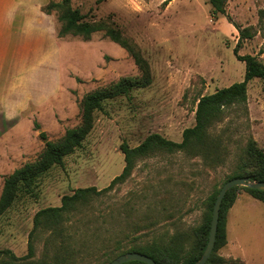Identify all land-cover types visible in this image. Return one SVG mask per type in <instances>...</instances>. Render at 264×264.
<instances>
[{"label":"rangeland","instance_id":"rangeland-1","mask_svg":"<svg viewBox=\"0 0 264 264\" xmlns=\"http://www.w3.org/2000/svg\"><path fill=\"white\" fill-rule=\"evenodd\" d=\"M72 6L86 20L114 22L148 60L152 84L105 101L103 110L95 113L92 131L64 158L63 166H54L21 189L0 217V251L10 250L17 257L27 254L38 211L59 207L64 196L79 188L102 190L122 173L123 143L136 147L155 133L181 142L184 130L195 125L201 96L244 80L246 64L234 53L239 40L235 25L251 27L255 34L242 43L239 54L253 55L264 64V0H226V13L216 16L209 0H72ZM57 47L62 85L52 102L15 127L0 122V197L5 178L37 161L44 151L41 130L50 140L60 139L80 124L86 94L124 77L141 76L128 52L104 32L89 40L69 36ZM212 134L221 140V160L182 152L139 160L125 183L70 217L66 224L74 238L68 244L39 234L33 263L103 264L105 252L114 249L116 241L128 248L157 237L192 235L248 141L253 139L264 150V80L249 83L246 106L227 110ZM243 188L228 212V243L218 254L245 264H264V203Z\"/></svg>","mask_w":264,"mask_h":264},{"label":"trees","instance_id":"trees-1","mask_svg":"<svg viewBox=\"0 0 264 264\" xmlns=\"http://www.w3.org/2000/svg\"><path fill=\"white\" fill-rule=\"evenodd\" d=\"M166 3V2H165ZM212 7L211 14L226 13V0H209ZM46 14L56 13L61 24L59 37H81L89 40L97 32H104L105 36L125 49L133 58L141 76L124 77L108 86L97 88L85 95L81 103V122L78 126L68 129L58 140L48 138L46 132H39L44 141V151L37 161L27 163L15 170L4 180V187L0 197V217L14 204L18 193L30 182L47 173L54 166H63L64 158L81 147L94 127L95 113L103 110V103L107 100L127 96L134 89L147 88L152 84L151 67L143 56L141 49L121 29L110 20L89 21L79 9L72 6V0L52 1L43 8ZM239 40L234 49L238 60L246 64V75L242 82L216 90L198 99L195 111V125L184 130L181 142H175L160 134H150L136 147L128 144L121 145L125 158L122 173L112 180L110 185L102 190L96 187L79 188L72 195H66L59 207H49L38 211L33 220V228L28 236V251L22 257H17L10 250L0 251V264H35V240L41 233H48L51 242L68 244L72 238L68 233L67 222L72 215L88 208L96 199L109 193L116 186L125 183L133 174L139 160L158 153H185L190 157H203L206 161H219L222 157V143L213 136L214 127L223 121L227 110L234 106H246L248 102V86L255 79L264 80V64L253 55L239 54L242 43L254 38L253 28L236 26ZM36 130L41 129L38 122H34ZM247 177L251 181L264 182V150L259 148L256 141L250 139L240 155L233 173L225 183L231 179ZM224 183V184H225ZM223 184V185H224ZM222 188V187H221ZM220 188V189H221ZM218 189L208 201L207 212L203 223L195 229L192 235L187 233L175 234L169 238L157 237L146 243H139L128 248L122 241H116L114 249L105 252L108 264L125 253H140L152 258L157 264H195L202 257L209 240L213 208L220 192ZM241 187L231 189L225 196L218 225L215 249L206 264H245L240 259H226L218 254L225 247L227 241V217L234 206ZM251 197L264 203V191L244 187ZM55 264H60L57 261ZM126 264H145L138 261Z\"/></svg>","mask_w":264,"mask_h":264},{"label":"crops","instance_id":"crops-1","mask_svg":"<svg viewBox=\"0 0 264 264\" xmlns=\"http://www.w3.org/2000/svg\"><path fill=\"white\" fill-rule=\"evenodd\" d=\"M50 0H0V122L14 127L41 111L61 87V24ZM59 23V24H58ZM58 41V42H57ZM60 45V44H59Z\"/></svg>","mask_w":264,"mask_h":264},{"label":"water","instance_id":"water-1","mask_svg":"<svg viewBox=\"0 0 264 264\" xmlns=\"http://www.w3.org/2000/svg\"><path fill=\"white\" fill-rule=\"evenodd\" d=\"M235 187H247L254 190L264 191V182L260 181H251L249 178H235L227 181L222 188L220 189V192L216 198L215 205L213 208V215H212V221H211V227H210V234H209V240L207 243V247L200 258L198 262L195 264H206L211 257L215 245H216V239H217V233H218V225H219V219H220V211L222 207L223 200L226 196V194ZM132 261H138L145 264H157L156 261H154L152 258L140 254V253H125L111 261L109 264H126L128 262Z\"/></svg>","mask_w":264,"mask_h":264}]
</instances>
